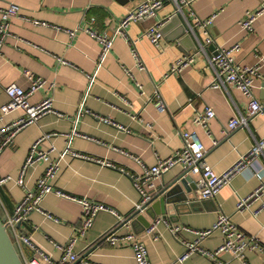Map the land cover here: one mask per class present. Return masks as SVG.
Instances as JSON below:
<instances>
[{
	"label": "crops",
	"instance_id": "obj_1",
	"mask_svg": "<svg viewBox=\"0 0 264 264\" xmlns=\"http://www.w3.org/2000/svg\"><path fill=\"white\" fill-rule=\"evenodd\" d=\"M141 1L0 0V9L8 3L20 7L19 16L11 19L9 27L16 37L6 40L0 55V106L8 102L4 91L6 86L15 83L25 89L28 87L30 81L23 71L29 69L47 81L46 87L29 97L30 101L37 104L50 97L54 111L64 116L60 118L53 112L47 113L18 131L13 145L0 152V180L11 177V180L0 184V216L6 219L12 215L14 207L23 199L25 191L16 184V179L30 148L37 142L38 151H49L52 161L57 160L69 146L76 152L113 163L115 167L66 154L59 161V171L50 179V184L74 198L86 197L91 202L108 206L119 216L131 217L141 195L126 172L143 174L142 165L151 167L159 157L173 155L183 145L178 131H197L207 149L205 162L217 173L228 170L251 149L256 139L264 136V118L261 116L248 119L245 126L224 135L223 128L230 119L245 115L247 98L232 86L219 90L208 87L212 72L206 68V55L211 53L209 47L213 45L196 54L194 62L182 71L169 74L171 64L179 57L199 49V41L187 30L183 34L178 20L170 22L176 9L172 2L164 3L151 18L127 27L128 35L137 38V49L146 69L140 70L136 66L128 43L113 33L119 21ZM187 1L190 6L184 8L186 15L191 9L204 20L220 11L210 26V32L220 46L240 45V50L235 53L239 63L260 66L261 78L255 80L253 92L260 101L264 100V12L254 21L252 32L241 29L239 25L245 12L259 10L264 0ZM27 18L46 24L36 26ZM92 18L98 32L112 37L113 48L100 61L101 64H98L100 44L82 30L72 37L66 31L77 30ZM180 21L185 24L183 15ZM159 24H162L161 28L165 27L164 34L161 44L154 45L143 36V32ZM125 69L132 77L126 74ZM89 75H95L93 83L88 79ZM136 82L142 85V93ZM49 84L54 85L53 89L48 88ZM155 86H158L167 105L165 112H160L148 102ZM190 98L194 99L191 104ZM208 104L216 113L209 122V134L192 123L197 112ZM21 114L20 110L11 112L4 117V122H0V127ZM72 130L82 136H69ZM48 134L50 137L46 138ZM138 160L142 165L137 163ZM48 164L49 161L41 160L26 169L23 181L28 189L34 188ZM252 166L236 175L213 200L198 199L195 190L193 201H189V206L180 212L166 205V214H161L162 207L157 205L150 212L154 218L145 211L133 217L130 230L145 243L152 264H243L228 253L208 257L194 252L179 261L186 252L183 242L193 243L196 240L194 230L211 228L220 212L230 216L242 231L257 238L264 247V209L258 211V202L252 203L247 210L237 209L240 198L247 197L264 184V155L258 157ZM183 170L176 165L166 172L156 182L157 191ZM254 171L260 173L261 179L254 175ZM193 178L196 181L198 177ZM40 207L58 218L59 222L47 220L41 212L33 211L19 229L30 236L37 248L57 260L63 254L58 245H66L68 238L80 226L82 206L51 192L41 201ZM157 219L160 221L154 232L148 234L147 229ZM116 224V216L112 213L99 212L86 233L78 236L75 252L82 254L93 244L99 245L75 264H135L128 241L112 245L100 240ZM176 226L180 229L172 232ZM126 230L122 227L118 232L122 234ZM222 241L221 234L215 231L203 239L199 247L212 252ZM19 247L24 262L36 255L27 246ZM245 256L247 264H264V254L258 250L248 251Z\"/></svg>",
	"mask_w": 264,
	"mask_h": 264
},
{
	"label": "built area",
	"instance_id": "obj_2",
	"mask_svg": "<svg viewBox=\"0 0 264 264\" xmlns=\"http://www.w3.org/2000/svg\"><path fill=\"white\" fill-rule=\"evenodd\" d=\"M166 2H172L176 7L175 13L183 15L185 24L187 25V32L189 31L197 41H199V49H197L192 54L184 55L179 57L173 64H171L169 74L178 73L184 68L188 67L194 62V56L199 54L201 51H205L207 46L214 45V49L211 53L206 55L207 67L212 72V80L209 84L211 89H226L228 86H232L241 91L243 95L247 98V106L245 115H240L233 117L223 128L224 135L229 134L237 127L245 126L248 119H252L256 116H261L264 118V100L260 101L253 92V86L256 79L261 78L260 66H248L242 65L235 58V53L240 50V45L235 44L231 47H223L214 40L213 35L210 32V26L214 18L220 13V11L215 12L206 19H200L193 10L189 9L188 14L184 13V8L190 6L187 0H143L137 3L134 8L127 13L117 24V28L113 33V36L120 35L125 39V42L130 46L131 54L134 58L136 66L140 70L146 69L144 61L140 58L137 49V38H131L127 33V27L129 24L134 22H140L151 18L155 13L161 9ZM264 12V5L257 11H246L244 17L239 21L241 29L252 32L254 29V21ZM20 14V7L14 3H8L4 8L0 9V55L2 53L3 44L9 37H16L12 34L10 27V21L14 17H18ZM34 25H44L46 22H41L39 20L27 18ZM87 25L80 26L77 30H66L68 34L72 37L77 31H84L90 37H92L98 44H100L101 51L98 59V64H101V60L112 50L113 43L112 37L106 34H101L93 26L94 19L86 21ZM162 24L152 25L143 32V36L147 38L149 42L154 45H160L161 39L163 37L161 31ZM258 56V54H255ZM262 58V56L260 57ZM127 75L132 77L130 71L125 69ZM23 75L26 77L30 84L25 89L18 86L15 83L10 84L4 88L7 95L8 102L0 106V122H4L5 116L11 114V112L20 110L22 114L17 117L11 123L3 124L0 127V152L8 146H12L14 143L15 134L28 126L30 123L37 122L39 118L46 115L49 112L55 113L58 117L64 118L60 113H56L52 107L53 99L47 97L42 102L33 104L29 97L37 92L39 89L47 86V81H45L40 76L36 75L31 70H24ZM95 75H89L88 79L93 83ZM137 87L142 93V85L136 82ZM54 85L49 84L48 88L53 89ZM193 98H190V103L193 102ZM148 102H151L160 112H165L167 110V105L164 101L163 96H161L158 86H155L152 97ZM87 112V110H85ZM216 117V113L212 106L205 105L204 108L197 112L194 116L192 123L194 126L201 127L207 134L209 131V122ZM109 121V120H107ZM183 145L176 150V152L167 158H158L156 163L151 167H145L142 165L140 160L137 163L142 165L144 169L143 174H131L127 171L126 173L132 179L134 187L138 190L141 195L139 203L136 204L135 211L143 212V205L148 202L153 196L154 191L157 189L156 182L168 171L174 168V166L179 165L184 168V170L189 169V174L191 176L198 177L196 180L197 197L201 200L215 199L219 192L231 182V180L236 176L246 171L248 168H252L254 162L258 157L264 155V136L260 139H256L255 142L250 147L251 149L244 155H241L239 159L231 165L223 173H217L213 167L209 166L205 162V155L207 149H205L197 131L194 129L188 131H178ZM69 136H82L76 131L68 133ZM85 136V135H83ZM50 137L48 134L46 136ZM38 142L35 143L29 151V156L27 157L25 164L21 168L20 175L16 179V184L20 185L24 191L25 195L23 199L14 207L12 215L5 219V224L7 229L10 231L11 239L13 244L15 243L18 251H20V245L29 247L34 250L36 255L27 259L24 264H75L78 261L81 254L75 252V245L78 236H82L86 233V230L92 225V222L96 215L101 211H107L116 216V225L104 233L100 240L108 241L110 244H115L116 242H121L122 240L128 241L131 245L133 252V259H135V264H152L149 258L148 250L145 243L139 240L137 235L130 230V221L125 222L122 227H126V231L119 234L118 227L122 224L127 217L119 216L116 211L109 208L106 205L97 204L91 202L86 197L82 199H77L69 194H65L60 190L54 189L50 184V179L54 178L58 173L59 161L63 159L66 154H70L76 158L82 160H90L100 163L101 165L114 166L113 163L105 160L97 159L86 153L76 152L66 147L63 153H60L57 160L52 161L49 151L40 152L37 148ZM49 161L48 166L44 170L42 176L38 178L35 183L34 188L28 189L24 185V176L26 169L39 161ZM122 171L125 169L122 168ZM254 175L261 179L260 173L254 171ZM11 180V177H6L0 180V184ZM55 192L59 197L69 198L76 201L82 206V219L80 226L75 229V233L68 238V243L64 246L58 247L63 251L62 256L53 260L51 257L37 248L34 243H32L30 236H27L21 232L18 228V223H22L28 219V216L33 211H38L43 214L47 220H52L56 223L59 219L54 217L51 213L45 212L42 207H40L41 201L49 195V193ZM254 202L259 203L258 211L264 209V184H261L257 189L251 192L247 197L240 198L238 200L237 209L239 211L247 210V208ZM134 211V212H135ZM160 219H157L153 225L147 229V233L151 234L154 232L157 223ZM216 222L211 228L206 230H194L196 235V240L193 243L184 241L186 247V252L179 258V261H183L194 252H199L204 256L208 257H218L220 253L231 254L234 258H237L247 264L245 254L248 251L258 250L264 254V247L260 245L257 238L247 235L242 231L230 216H227L223 212L217 215ZM184 228V227H183ZM180 229L176 226L175 230ZM189 230V228H185ZM219 232L223 241L221 245L214 251L208 252L199 247V243L212 235L213 232ZM157 239V236L154 237ZM88 264H93L91 262H86ZM222 264V263H221Z\"/></svg>",
	"mask_w": 264,
	"mask_h": 264
},
{
	"label": "water",
	"instance_id": "obj_3",
	"mask_svg": "<svg viewBox=\"0 0 264 264\" xmlns=\"http://www.w3.org/2000/svg\"><path fill=\"white\" fill-rule=\"evenodd\" d=\"M180 16L181 15L179 13L172 14L170 17V22H174L173 20H178L179 23L182 24V33L185 34L187 26L180 21ZM164 29L165 27L161 28L162 34H164ZM187 37L189 38L190 36L187 35ZM214 47L215 46L213 45L209 48L213 50ZM162 186L163 187L158 191L156 189L151 199L146 202L145 205H143V211H145L150 218H154L150 212H152L153 207L157 205H161L162 207L161 214H166V205L173 206L174 210L179 212L182 209H185L187 207L186 205H188V202L193 201V193L198 188L193 176L189 174V169L183 170L169 183H164ZM185 202H187V204ZM139 213L140 210L135 211L131 217H127V219H125V221H123L118 227V229L122 228L125 222L130 221L133 217L139 215ZM17 225L18 228L21 227V223H18ZM98 245L99 243L93 244V246L88 248L86 252L81 254L78 260L85 259L86 255L96 249ZM0 264H24V261H22L15 243L13 244L12 242L10 231L7 229L5 224V218L2 216H0Z\"/></svg>",
	"mask_w": 264,
	"mask_h": 264
}]
</instances>
